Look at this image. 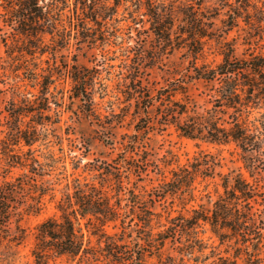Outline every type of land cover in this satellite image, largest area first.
Here are the masks:
<instances>
[{
	"label": "trees",
	"instance_id": "1",
	"mask_svg": "<svg viewBox=\"0 0 264 264\" xmlns=\"http://www.w3.org/2000/svg\"><path fill=\"white\" fill-rule=\"evenodd\" d=\"M118 1L111 4L107 0H0V17L8 27L0 36L14 61L16 82L11 87L18 96L0 106V126H6L1 129L5 135L0 139V150L9 166L27 167L31 173L20 178V185L9 180L0 187V220L9 221L11 200L19 186L27 187L30 198L27 210L33 212L44 208L45 196L52 190L44 180L49 174L46 164L32 149L46 135V124L52 120L53 70L47 71L37 61V55L47 50L45 40H53L54 46H64L73 35L81 36L79 40L110 39L115 34L110 31L109 21L118 11ZM148 5L153 31L162 44L175 47L177 39L178 45H187L196 55L202 52L204 37L211 32L209 23L194 6L185 11L191 15L185 32L174 35L172 12L161 9L152 0ZM236 9L230 16L238 24L243 12ZM244 17L251 23L248 11ZM91 21L100 26V36L91 33ZM250 40L259 38L254 36ZM222 54L223 60L216 66L195 64L189 74L191 79L218 82L214 107L206 113L196 103L190 104L184 79L151 86L141 78H134L129 93L135 101V132L123 135L121 149L112 160L96 163L99 183L77 180L73 191L57 201L58 214L39 224L33 248L37 264H49L51 257L58 255L96 260L104 256L107 264H147L149 255L163 254L168 240L178 242L181 251L194 253L204 247L198 229L202 221L209 222L221 240L233 241V258L220 256L225 264H240L239 260L243 264H264V217L256 208L258 197L264 200L263 158L251 164L254 175L257 173L255 182L241 172L223 174L224 192L210 212L202 205L186 206L196 198V180L215 174V159L197 157L194 162L179 165L172 170L171 180L152 189L141 183L151 170L161 169L151 158L148 134L155 129L165 130L169 124L191 137L223 143L234 139L245 152H260L261 130L257 125L250 128L248 116L253 108L264 104V53L240 57L229 44ZM70 72L74 95L92 111L95 68L74 64ZM27 79L39 86L38 93L24 87ZM180 94L182 97H178ZM219 112L228 113L229 120H222ZM24 146L28 150L24 151ZM168 193L178 194L184 203L177 215L171 216L167 209H156V203ZM166 212L167 223H163ZM134 231L144 243L132 242ZM92 238L97 239L99 246L92 244ZM19 240V237L10 239L16 243Z\"/></svg>",
	"mask_w": 264,
	"mask_h": 264
},
{
	"label": "rangeland",
	"instance_id": "2",
	"mask_svg": "<svg viewBox=\"0 0 264 264\" xmlns=\"http://www.w3.org/2000/svg\"><path fill=\"white\" fill-rule=\"evenodd\" d=\"M117 0H107L114 4ZM161 9L172 12L175 18L174 35L185 32L191 15L185 14L188 6H194L201 17L209 23V36L204 37L203 50L196 55L186 45L171 47L157 38L149 15V0H119L118 11L110 22V31L115 34L107 40H79L74 36L64 46H54L53 40L47 50L37 55V61L46 70H53L54 83L50 86L52 101V120L46 124L45 134L32 149L41 162L46 164L49 174L44 176L52 190L45 196V205L40 212L28 211L27 187L19 186L11 200L12 214L6 223L0 220V264H37L33 254L36 233L39 224L46 218L58 214L57 201L73 191L77 180L84 183H99L98 161L112 160L121 149L123 135L134 130L135 101L129 93L134 78H141L151 86L165 85L168 80L181 78L186 81L190 104L205 112L212 110L218 82L205 79H191L189 74L195 64L207 63L216 66L223 60V52L231 44L234 53H264V0H152ZM243 13L238 24L233 23L231 14L237 9ZM1 9V7H0ZM236 9V10H235ZM248 11L251 23L244 17ZM93 35L100 36V26L95 22ZM8 30L0 17V34ZM186 35V33L184 34ZM254 36L259 40H250ZM162 46V47H161ZM13 58L0 36V106L17 99L11 87L16 82ZM196 62V63H195ZM74 64L95 68V89L92 111H88L80 99L74 95V81L70 70ZM24 87L32 93H38L39 86L34 81L25 80ZM182 97V94L178 95ZM193 105V104H192ZM232 111V110H230ZM222 120H229L228 113L219 112ZM247 117V116H245ZM251 129L255 125L261 130L262 147L260 152H245L237 140L219 142L212 139L195 138L185 135L175 125L169 124L165 130H152L148 141L152 148L151 158L161 166L160 170H151L141 183L148 189L161 185L173 177L172 170L179 165L202 159H215V174L199 177L196 180V198L187 204V208L202 205L207 212L213 208L215 200L224 192L223 174L242 173L248 180L255 182L257 173L253 172V161L264 159V104L252 109L248 116ZM0 126V139L5 135ZM18 147H16L17 149ZM24 151L28 147L24 146ZM264 172V171H263ZM30 173L27 167H11L0 150V187L12 180L20 185V178ZM31 174V173H30ZM40 179V176H38ZM42 181V179H41ZM37 193L40 192L36 188ZM256 208L264 217V200L258 197ZM184 203L178 194H166L156 203V209H167L171 216L183 209ZM168 213L163 217L167 223ZM199 234L204 240L202 250L186 253L178 248V242L168 240L163 254L149 255L147 264H225L220 256L233 258V241L221 240L212 231L207 221H202ZM20 238L19 242L10 239ZM144 243L137 232H133L132 242ZM92 244L99 246L96 238ZM102 256L99 260L69 255L52 256L49 264H107ZM243 264V260H239Z\"/></svg>",
	"mask_w": 264,
	"mask_h": 264
}]
</instances>
